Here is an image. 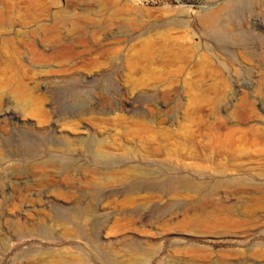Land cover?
Masks as SVG:
<instances>
[{
    "label": "rangeland",
    "instance_id": "374dc122",
    "mask_svg": "<svg viewBox=\"0 0 264 264\" xmlns=\"http://www.w3.org/2000/svg\"><path fill=\"white\" fill-rule=\"evenodd\" d=\"M0 19V264H264V0Z\"/></svg>",
    "mask_w": 264,
    "mask_h": 264
},
{
    "label": "bare ground",
    "instance_id": "6f19581e",
    "mask_svg": "<svg viewBox=\"0 0 264 264\" xmlns=\"http://www.w3.org/2000/svg\"><path fill=\"white\" fill-rule=\"evenodd\" d=\"M15 9V8H14ZM1 17H3V16H1ZM3 20H5V19H3ZM10 20V19H9ZM2 20L0 19V22H1ZM7 21V20H6ZM5 21V22H6ZM3 24V23H2ZM0 28H1V26H0ZM15 46V45H14ZM14 50V49H13ZM16 50V49H15ZM17 51V50H16ZM15 53V52H14ZM4 60V59H3ZM8 114H10L9 112H8Z\"/></svg>",
    "mask_w": 264,
    "mask_h": 264
}]
</instances>
